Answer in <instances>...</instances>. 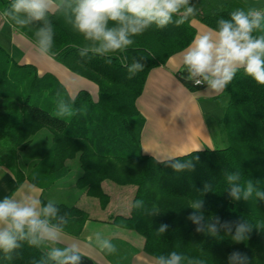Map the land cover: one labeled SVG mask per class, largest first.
I'll return each mask as SVG.
<instances>
[{
    "label": "trees",
    "instance_id": "obj_1",
    "mask_svg": "<svg viewBox=\"0 0 264 264\" xmlns=\"http://www.w3.org/2000/svg\"><path fill=\"white\" fill-rule=\"evenodd\" d=\"M191 3L197 9L194 17L180 26L173 23L157 29L153 25L133 37V45L126 52L115 54L110 64L103 57L82 59L78 49L87 43L82 35L63 14L50 16L54 27L51 57L96 84L97 97L86 90L71 96L56 76L40 75L34 66L16 63L0 46V165L8 168L18 183L28 180L47 191L70 173L69 163H75L81 171L75 185L87 196L99 199L104 207L110 201L103 190L105 181L134 186L132 204L143 200L144 208H132L129 216L113 215L112 223L143 236L144 251L153 258L176 251L202 260L203 264H228L229 253L240 250L248 254L251 264H264V230L254 229L246 242L237 244L224 230L219 237L196 233V225L187 219L193 211L188 207L190 202L202 198L206 218L215 215L221 220L264 222V201H256L255 196L248 202L231 200L225 181L226 172L239 171L242 183L259 180L258 187L264 190V85L257 84L243 70L236 74L222 94L229 98L222 120L227 145L178 157L187 160L198 156L193 172H173L142 151L145 119L137 108V100L149 73L186 49L196 35L194 21L215 29L218 19L230 18L231 11L251 7L246 0ZM10 4L11 0H0V11ZM7 21L35 44V25L20 29ZM254 35H264V29ZM140 57H145V67L129 79L126 65ZM183 71L176 75L187 90L195 93L204 89L184 80ZM61 100L70 104L71 115L60 114ZM41 134H46L48 147L27 173L18 165L20 153ZM206 182L212 183L213 191L202 196L200 190ZM57 205L61 215L68 214L65 232L80 235L88 213L74 206ZM154 205L161 210L159 215L148 214ZM161 223L170 227L157 236ZM45 258L40 248L26 243L11 260L0 252V264H39Z\"/></svg>",
    "mask_w": 264,
    "mask_h": 264
},
{
    "label": "clouds",
    "instance_id": "obj_2",
    "mask_svg": "<svg viewBox=\"0 0 264 264\" xmlns=\"http://www.w3.org/2000/svg\"><path fill=\"white\" fill-rule=\"evenodd\" d=\"M196 12L191 0H11L10 6L0 11V17L20 29L35 25L36 54L50 57L54 44L50 16L63 14L87 42L78 49V55L82 59L103 57L110 64L115 54L124 53L133 45V37L153 25L157 29H164L173 23L183 25ZM261 29H264V12L254 7L236 8L231 11L230 18L218 19L215 29L209 28L196 34L181 53L180 65L186 73L183 79L194 86H204L207 94L214 95L224 92L240 70L257 84L264 85V35H254ZM144 59L140 57L126 65L129 79L143 71ZM58 110L62 115H71V106L64 100L59 102ZM153 159L176 173L193 172L196 167L194 161H199L198 156L181 160L154 152ZM225 181L231 200L248 202L255 196L256 201H264V190L258 187L259 180L242 183L241 173L234 171L225 173ZM211 191L212 183L206 182L200 193L203 196ZM144 206L143 200H135L131 205L134 209ZM188 207L193 211L187 219L196 225V233L219 237L224 230L231 235L234 243L239 244L246 242L254 229L264 230V222L261 221L221 220L215 215L206 218L202 198L193 199ZM160 212L159 207L154 205L148 214L159 215ZM68 222V214L61 215L55 201L42 202L38 189L26 186L0 199V252L4 258L11 260L13 254L26 243L31 247L47 249L46 258L39 264H82L85 245L68 238L65 232ZM169 227V224L161 223L156 235H163ZM87 246L107 254L117 252L112 238L105 237L99 230L88 237ZM152 264H203V261L172 251L154 257ZM228 264H251V260L246 252L234 250L228 255Z\"/></svg>",
    "mask_w": 264,
    "mask_h": 264
},
{
    "label": "crops",
    "instance_id": "obj_3",
    "mask_svg": "<svg viewBox=\"0 0 264 264\" xmlns=\"http://www.w3.org/2000/svg\"><path fill=\"white\" fill-rule=\"evenodd\" d=\"M263 10L264 8L260 9ZM192 25L196 34L209 29L198 21H194ZM0 46L16 63L34 66L40 75L50 73L56 76L71 96L82 90L89 91L93 96L97 95V87L89 80L75 75L51 56H38L35 44L16 31L3 17H0ZM182 52L149 73L144 91L137 100V108L145 119L142 151L143 154L151 157L153 152L180 157L197 149H199L197 151L215 150L227 145L222 120L229 98L223 97V92L219 95L207 94L205 88L195 93L187 90L176 75L183 69L180 65ZM45 135H39L35 141L43 140L45 143ZM44 152L39 153L40 157L34 161V164L42 158ZM21 163L30 166L22 155ZM69 165L70 173L47 191H42L28 180L18 183L14 174L0 165V199L32 185L38 189L41 201L53 200L56 204L74 206L88 213L89 219L80 235L73 236L66 233L70 240H78L85 245L82 264H152L153 257L144 251L145 238L133 230L113 224L111 219L113 215H130L136 188L130 186L131 189L126 193L125 190L115 188V184L104 182L103 188L109 194L111 202L106 209H102L98 206V199L87 196L77 188L75 180L81 171L77 164L70 162ZM110 189L121 191L116 199ZM98 230L102 231L105 237L112 238V242L117 247L115 254L103 253L87 246L88 237ZM57 246L63 247V245ZM41 250L45 253L47 249Z\"/></svg>",
    "mask_w": 264,
    "mask_h": 264
},
{
    "label": "rangeland",
    "instance_id": "obj_4",
    "mask_svg": "<svg viewBox=\"0 0 264 264\" xmlns=\"http://www.w3.org/2000/svg\"><path fill=\"white\" fill-rule=\"evenodd\" d=\"M248 3H249V5L251 6V7H254V8H257L258 10H260V9H263L264 8V0H246ZM91 82V81H90ZM93 83V82H92ZM94 84V83H93ZM95 86L97 87V85L95 84ZM97 92H98V87H97ZM97 97V96H96ZM48 147V145L46 144V141H45V143H44V141L43 140H40L39 142L38 141H34L28 148H26L24 151H22L21 153H20V155H22V156H24L27 160H28V165H30V166H33L32 164H34V161H36L39 157H40V155H39V153L40 152H44L45 151V149ZM20 159H21V157H20ZM20 159H19V161H18V165L20 166V167H22L27 173L28 172H30L31 171V169H32V167H30V166H26V165H24V164H20ZM39 161V160H38ZM106 182V181H105ZM110 182V184L111 183H113V182H111V181H109ZM113 184H115V183H113ZM114 187L115 188H118L119 190H125V192L127 193L128 192V190L129 189H131V188H129L130 186H119V185H117V184H115L114 185ZM103 190H104V188H103ZM105 191V190H104ZM110 192H112V195L114 196V198L116 199V197H118V194L121 192V191H119V192H116V190H112V189H110L109 190ZM106 192V191H105ZM107 193V192H106ZM108 194V193H107ZM109 195V194H108ZM120 196V195H119ZM110 197V196H109ZM97 199V198H96ZM110 202H111V199H110V201H109V203L104 207L103 205H102V203H101V201L98 199V206L100 207V208H102V209H106L107 207H108V205L110 204ZM106 216V215H105ZM101 217V216H100ZM104 217V216H103Z\"/></svg>",
    "mask_w": 264,
    "mask_h": 264
}]
</instances>
